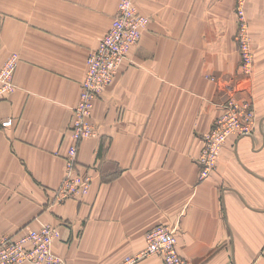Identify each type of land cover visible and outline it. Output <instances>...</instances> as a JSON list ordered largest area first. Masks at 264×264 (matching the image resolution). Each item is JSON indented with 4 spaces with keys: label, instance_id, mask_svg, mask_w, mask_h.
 Returning <instances> with one entry per match:
<instances>
[{
    "label": "crops",
    "instance_id": "crops-1",
    "mask_svg": "<svg viewBox=\"0 0 264 264\" xmlns=\"http://www.w3.org/2000/svg\"><path fill=\"white\" fill-rule=\"evenodd\" d=\"M119 2L0 0V66L19 53L17 88L0 100V239L41 221L59 231L67 264H121L168 225L183 264H264V0H251L257 123L230 136L211 176L196 161L203 134L227 97H243L236 0H135L149 26L96 101L97 135L80 144L89 193L48 203L87 58Z\"/></svg>",
    "mask_w": 264,
    "mask_h": 264
},
{
    "label": "built area",
    "instance_id": "built-area-1",
    "mask_svg": "<svg viewBox=\"0 0 264 264\" xmlns=\"http://www.w3.org/2000/svg\"><path fill=\"white\" fill-rule=\"evenodd\" d=\"M237 13L240 19L237 41L243 71L249 73L253 65V49L248 43L242 2L237 7ZM147 23L148 18L138 12L134 0L120 1L109 31L88 59L89 69L82 83L80 100L73 110L71 126L75 141L95 134V127L89 119L93 103L112 81L127 59L130 49L140 40ZM17 62V53H13L0 68V97L15 90L13 75ZM255 117L252 102L247 97H229L223 103L222 112L213 129L203 136L204 146L196 159L201 179L211 176L216 169L222 148L230 136L251 135L255 127ZM76 152V145H71L67 151V172L56 191V201L59 203L84 196L91 187V175L77 169ZM58 235L59 231L50 223H40L35 228L31 226L23 232L7 235L0 239V264H67L53 249ZM145 240L146 246L126 256L121 264H134L153 254L161 255L166 264H183V257L177 249L176 232L168 225L151 228L146 233Z\"/></svg>",
    "mask_w": 264,
    "mask_h": 264
},
{
    "label": "rangeland",
    "instance_id": "rangeland-1",
    "mask_svg": "<svg viewBox=\"0 0 264 264\" xmlns=\"http://www.w3.org/2000/svg\"><path fill=\"white\" fill-rule=\"evenodd\" d=\"M121 1V0H120ZM243 3V8H244V11H245V20H246V27H247V37H248V43L250 44V47H251V45H252V49H253V65H252V68H251V71L249 72V73H246L245 71H243L244 69H243V66H242V57H241V53H240V73H239V77H241L242 79L241 80H243V82L241 83V85H240V87H239V91L241 90V92H243V95H241V96H243V97H247V98H251V74L253 73V70H254V56H255V54H254V48H253V40H252V37H251V0H236V11L234 10V13H235V16H236V18L238 19V30H237V33H236V35H235V40L237 41V36H238V33H239V27H240V19H239V16H238V13H237V7H238V5L240 4V3ZM120 3V2H119ZM134 5H135V7H136V9L138 10V12L139 13H141V14H143V15H145L147 18H148V23H147V25H146V27H144V29L142 30V33H143V31L145 30V29H147L148 28V26H149V23H150V18H149V16L148 15H146L145 13H143V12H141L140 10H139V8L137 7V5H136V3H135V0H134ZM119 6V5H118ZM117 10H118V8H117ZM116 13H117V11H116ZM116 13H115V15H116ZM114 15V16H115ZM114 18V17H113ZM112 21H113V19H112ZM111 24H112V22H111ZM110 27H111V25H110ZM110 27H109V29H110ZM109 29H108V31H109ZM107 31V32H108ZM106 32V33H107ZM106 33H105V35H106ZM104 35V36H105ZM103 36V37H104ZM103 37H102V39H103ZM141 37H142V35H141ZM101 39V40H102ZM100 40V41H101ZM140 40H141V38H140ZM139 40V41H140ZM100 41H99V43H100ZM138 41V42H139ZM137 42V43H138ZM136 43V44H137ZM99 45V44H98ZM237 45H238V41H237ZM239 46V45H238ZM98 47V46H97ZM96 47V48H97ZM95 48V49H96ZM94 49V50H95ZM132 49V48H131ZM131 49H130V51H131ZM93 50V51H94ZM93 51H91L90 53H89V56L91 55V53L93 52ZM130 51H129V53H128V57H129V54H130ZM239 52H240V49H239ZM13 53H17V57H18V62H19V53L18 52H13ZM13 53H11V54H13ZM10 54V55H11ZM9 55V56H10ZM8 56V57H9ZM89 56H88V58H87V70H86V74H85V76H84V78H83V80H82V83H83V81H84V79H85V77H86V75H87V72H88V69H89V64H88V59H89ZM8 57H7V59H8ZM128 57H127V59H128ZM6 59V60H7ZM5 60V61H6ZM4 61V62H5ZM4 62H3V64H4ZM18 62H17V65H18ZM125 62V61H124ZM2 64V65H3ZM2 65L0 66V68L2 67ZM121 67H122V65L120 66V68L118 69V71L115 73V75H114V77H113V79H112V81L107 85V87L109 86V85H111L114 81H115V79H116V77H117V75L119 74V72H120V69H121ZM16 68H17V66H16ZM15 71H16V69H15ZM15 71H14V75H13V83H14V85H15V89L17 88V84H16V82H15ZM245 72V73H244ZM82 83H81V87H82ZM106 87V88H107ZM105 88V89H106ZM105 89H104V91H105ZM15 91V90H14ZM13 91V92H14ZM103 91V92H104ZM13 92H11V93H13ZM102 92V93H103ZM11 93H8V94H6V95H4V96H1L0 97V100L1 99H5V98H7ZM81 93V92H80ZM102 93H101V95L98 97V98H96L95 99V101H94V103H93V105H94V107H95V104H96V101L102 96ZM245 93H248L247 95L245 94ZM249 93H250V95H249ZM229 97H236V95H234V93L233 94H231ZM229 97H227L226 98V100L227 99H229ZM238 98V97H237ZM79 100H80V96H79ZM79 100H78V102H79ZM225 100V101H226ZM251 100V99H250ZM224 101V102H225ZM77 102V103H78ZM223 102V103H224ZM223 103H222V105L221 106H223ZM77 105V104H76ZM75 105V106H76ZM74 106V107H75ZM252 106H253V104H252ZM74 107H73V110H74ZM94 107H93V110H94ZM253 108H254V106H253ZM254 110H255V108H254ZM221 112H222V109H221ZM220 112V113H221ZM220 113L218 114V116L220 115ZM256 114V113H255ZM92 115H93V111H92V114H91V116H90V122L93 124V122H92ZM217 116V117H218ZM72 117H73V113H72ZM217 117H216V119H217ZM216 119L214 120V122H213V124H212V126H211V128L208 130V131H206L204 134H203V136L206 134V133H208L209 131H211L212 129H213V127H214V123H215V121H216ZM7 121H10L9 123H6ZM12 119H7V120H5V121H3L2 122V125L3 126H6V125H9V124H11L12 123ZM256 123H257V115H256V117H255V125H256ZM72 118H71V121H70V123H69V126L67 127V133L65 134V137H64V139L66 140V141H63L62 143H61V145L57 148V150L55 151V153L56 154H58V155H61L63 158H64V160H65V169H64V176L66 175V172H67V162H68V160L66 159V154H67V151L71 148V145H76V150H77V152H76V164H77V169H78V171L79 172H81V173H84L83 171H82V166H81V163H80V160H79V150H80V144H81V142H82V140L83 139H85V138H87V137H90V136H96L97 135V131H96V129H95V134L94 135H90V136H84L83 138H81V139H79V140H77V141H75L74 140V136H73V134H72ZM94 125V124H93ZM255 128V127H254ZM254 131V130H253ZM253 133V132H252ZM251 133V134H252ZM243 136V135H242ZM230 138V137H229ZM228 138V139H229ZM227 142V141H226ZM203 146H204V143H203ZM223 149V148H222ZM222 152V151H221ZM221 155V154H220ZM199 156V155H198ZM218 164V163H217ZM214 172V171H213ZM84 174H88V173H84ZM64 178V177H63ZM58 187H59V185L55 188V189H53V191H52V194H51V198L49 199V204L51 205V206H53V205H55V204H63V203H65L66 201H68V200H66L65 202H63V203H59V202H57L56 200H57V196H56V191H57V189H58ZM90 190V189H89ZM89 193V192H88ZM87 193V194H88ZM87 194H85V195H87ZM84 195V196H85ZM84 196H81V197H84ZM77 198H80V197H77ZM71 199H73V198H71ZM36 220V219H35ZM37 220H39V219H37ZM40 223H45V222H41V221H39V223L37 224V226H39L40 225ZM52 225V224H51ZM37 226H32V227H37ZM149 231V230H148ZM147 231V232H148ZM146 232V233H147ZM16 234V233H15ZM10 235V234H9ZM7 236V235H6ZM5 237V236H4ZM146 237V236H145ZM3 238V237H2ZM1 238V239H2ZM53 245H54V243H53ZM54 249V248H53ZM58 254V253H57ZM58 255H60V254H58ZM61 257H63L62 255H60ZM63 259H65L64 257H63ZM125 259V258H124ZM66 260V259H65ZM67 262V261H66Z\"/></svg>",
    "mask_w": 264,
    "mask_h": 264
}]
</instances>
